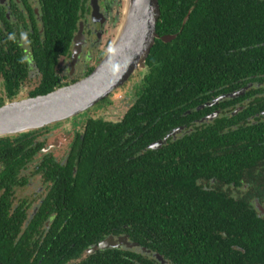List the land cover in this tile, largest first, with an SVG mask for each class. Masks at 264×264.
<instances>
[{"label": "flooded vegetation", "instance_id": "obj_1", "mask_svg": "<svg viewBox=\"0 0 264 264\" xmlns=\"http://www.w3.org/2000/svg\"><path fill=\"white\" fill-rule=\"evenodd\" d=\"M124 7L125 0H0V106L89 75L114 43ZM162 10L155 44L182 53L172 65L162 59L177 78L154 82L153 56L75 117L0 136V229L16 234L29 256L0 253L3 263L264 264V0H163ZM191 19L196 29L182 36ZM191 69L194 78L186 77ZM117 97L125 109L108 114ZM133 109L126 133L138 137L129 146H147L138 154L176 146L178 190H159L157 180L135 173L141 191L131 194L145 204L138 209L146 221L121 224L124 192H97L114 204L107 232L80 239L71 218L91 208L78 203L90 182L74 178L86 130L101 121L118 135ZM78 182L87 190H74Z\"/></svg>", "mask_w": 264, "mask_h": 264}, {"label": "trees", "instance_id": "obj_2", "mask_svg": "<svg viewBox=\"0 0 264 264\" xmlns=\"http://www.w3.org/2000/svg\"><path fill=\"white\" fill-rule=\"evenodd\" d=\"M159 4L161 16L157 23V32L162 33L165 29L163 24L164 12L162 10L163 0H159ZM195 29V21L193 19L190 24H187L184 27L182 36H191L187 35V33L189 31H194ZM166 55H168L169 65H172L173 59L178 61L179 58L183 56L182 53L176 51V49H173L168 53V51L162 47L160 42H157L152 47L147 60V62H149V59L153 56L159 59L160 63L153 73L155 74L153 81L159 84H161L165 74L177 78V73H179V70L175 71L172 67L166 68L169 65H166V67L164 66L162 59L166 60ZM184 55L187 56L188 52H185ZM182 61L183 58L181 59V62ZM193 71L194 69H191V71H185L186 77L194 78ZM53 84L54 82H51L48 89H51ZM153 106L158 111L163 112L160 105L157 106L154 104ZM155 109L149 107L144 110L148 113H152L157 111ZM132 111H134V109L127 114L126 123L121 125V130L118 135H116L113 128L105 130V128L101 127V121H93L86 130V134L82 141L85 155H82V158L78 163V171L74 178L76 180H81L85 186L87 185V182H90L88 198L81 199L78 203L89 200L91 208L89 213L75 212L71 218L73 224L76 226L73 232L77 233L80 239H86L87 236L89 238L94 236L101 237L104 232H107V223L112 217L109 212L113 210L114 204L111 203L110 197L97 195V192L108 190H119L124 192L122 195L124 198H119L121 200L119 206L122 208V212L119 214L120 222L121 224H130L132 221V223L136 224L137 222L146 221V215L138 209L141 206H145V204H141V200L135 199L131 194V192L141 191L139 190L140 184H136L135 182V173L143 175V181L146 177H150L152 180H157L158 184L156 186L159 190H163V187L166 191L177 192L178 190L177 182L171 180L172 178H176L178 173H180L175 172L177 171L179 161V154H176L178 149L176 146L170 144L169 146H164L156 150L147 149L142 154H138L147 146H138V148L136 146H129L132 139L138 137L137 134L130 135L126 133V131L132 126L130 123V120L132 119L130 113ZM159 128L157 122L153 127V130H150V132L157 131ZM154 134L156 133L154 132ZM156 136L160 137L161 134ZM145 137L146 135L143 136V138ZM118 138H126L128 140L127 145L120 146L119 144L121 143V140H117ZM110 143H115V146H105ZM165 175L168 177V182L171 180L169 184L163 182ZM117 179H120V183L117 182ZM85 189L87 190V188H84L78 182V185L74 190L85 191ZM100 226H102V228H100ZM156 231L155 232L158 235L156 238L163 240V232L158 229ZM145 233L146 232L143 231V234ZM15 236L16 234H13L12 236L9 235L8 229H0V253L3 255H15L17 261L29 258L28 253L20 254V252L23 253V251H21V246L19 245L21 243H17Z\"/></svg>", "mask_w": 264, "mask_h": 264}, {"label": "water", "instance_id": "obj_3", "mask_svg": "<svg viewBox=\"0 0 264 264\" xmlns=\"http://www.w3.org/2000/svg\"><path fill=\"white\" fill-rule=\"evenodd\" d=\"M159 0H125L118 35L99 65L87 76L48 94L0 106V136L41 128L93 107L129 79L145 61L157 38ZM169 37H163L168 40ZM153 147V146H151ZM0 264H5L0 260Z\"/></svg>", "mask_w": 264, "mask_h": 264}, {"label": "rangeland", "instance_id": "obj_4", "mask_svg": "<svg viewBox=\"0 0 264 264\" xmlns=\"http://www.w3.org/2000/svg\"><path fill=\"white\" fill-rule=\"evenodd\" d=\"M125 8V7H124ZM123 18H124V16H123ZM122 22H123V20H122ZM121 27V26H120ZM126 104V101H121V99L120 98H118L117 97V102H116V104H115V102L110 106V108L108 109V114H115V113H117V112H122L124 109H125V107H124V105ZM99 110V109H98ZM97 110V111H98ZM94 112H96V110H93Z\"/></svg>", "mask_w": 264, "mask_h": 264}, {"label": "clouds", "instance_id": "obj_5", "mask_svg": "<svg viewBox=\"0 0 264 264\" xmlns=\"http://www.w3.org/2000/svg\"><path fill=\"white\" fill-rule=\"evenodd\" d=\"M21 37H22L24 40H27V34H26V33H23V32H22V33H21ZM8 39H10V40H14V39H15V34H14V33L10 34L9 37H8ZM25 59H27V58H25ZM20 62L23 63L24 61L21 60Z\"/></svg>", "mask_w": 264, "mask_h": 264}]
</instances>
